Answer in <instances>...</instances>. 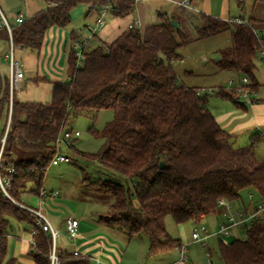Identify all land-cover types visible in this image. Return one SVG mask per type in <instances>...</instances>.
Listing matches in <instances>:
<instances>
[{
	"label": "trees",
	"instance_id": "16d2710c",
	"mask_svg": "<svg viewBox=\"0 0 264 264\" xmlns=\"http://www.w3.org/2000/svg\"><path fill=\"white\" fill-rule=\"evenodd\" d=\"M43 1L48 4L45 9L13 27V50L39 51L49 28L68 27L72 10L81 4L90 7L89 14H100L111 6L110 12L120 18L130 16L135 7V0ZM236 2L242 8L245 0ZM255 2L258 5L264 0ZM202 19L203 25L195 28L194 35L179 22L176 28L172 21L148 26L142 32L129 28L110 45L84 51L82 64L72 47L78 36L72 33L68 80L53 83L49 103L21 102L14 94L10 114V80L1 79L0 117H6V124L0 150L10 116L1 160L3 165H15V174L10 176L11 197L25 205L24 194L39 198L57 154L55 142L70 127V119L79 112L109 109L113 120L100 131L90 129L95 138L104 141L100 151L77 154L98 161L124 183L84 176L83 185L112 198L102 222L128 239L145 235L149 255L163 254L181 244L167 232L169 216L177 224L198 223L218 212L220 199L235 202L245 189L254 190L264 201V163L257 162L250 149L231 147L229 133L207 107L209 95L201 96V88L181 83L174 67L181 59L182 46L229 31L232 44L219 51L217 65L237 78L247 77L251 89L258 90L255 70L261 46L255 32L264 42V20L248 18L249 24H231L205 15ZM258 22L263 23L259 29ZM2 34L10 40L7 29L0 26ZM216 95L234 102L232 90L220 88ZM1 173L6 176L5 167ZM17 203L0 193V264H17L15 258H8L12 219L38 230L31 245L33 262L50 264L51 235L40 230L32 213ZM61 258L62 264H91L89 258L74 254ZM220 258L224 264H264V222L251 225L244 239L228 244L221 241Z\"/></svg>",
	"mask_w": 264,
	"mask_h": 264
},
{
	"label": "crops",
	"instance_id": "0c3cea01",
	"mask_svg": "<svg viewBox=\"0 0 264 264\" xmlns=\"http://www.w3.org/2000/svg\"><path fill=\"white\" fill-rule=\"evenodd\" d=\"M23 1L25 3V8L23 10L24 12L23 11H19L18 13L12 12V16H11V20L13 22L12 24H15V17L18 14H23L25 19H28L36 12L43 10L48 6V4L43 0H23ZM246 1L248 0H245L243 7L241 8L238 7L236 0H195L193 3L194 10H188V11L199 14L196 23L190 22V24L188 23V25L186 26L185 17H183V15H180V12H178L177 11L178 9H176L177 12L173 14L171 18L168 17L167 15L163 16L159 14L161 20H159L158 23H153L147 26H145L144 23L145 26L144 28L151 25H157L165 21H172L173 23L174 21H176L177 23L178 22L180 23V26L182 28L186 29L187 31H189L191 34L194 35L195 28L197 26L203 25L202 15L215 17L222 20H227L231 18L232 9H234V11L237 10L236 7H238V9L241 8L242 10L240 11L242 13H244V10L245 12H247L245 8L247 3ZM232 3L234 4L232 5ZM4 5H5V10L9 11L10 13V11L12 10L8 8L6 3ZM89 9L90 7L88 6V10ZM94 13H96L97 15L90 18ZM248 14L250 15L249 19L254 18L256 20H264V8L260 6L258 7L255 0L253 1V6L249 10ZM98 17H99V13L93 12L89 14L88 12L86 14V21L91 20V22H86L87 24L82 29L80 28L79 31H76V29H67V27L66 28H60L57 26L50 27L45 35L42 48L39 51L31 50L29 48H19L18 57L20 62L23 64V68L22 67L20 68L23 71L24 79L27 78L30 80L32 84H35L36 88H39V92L41 91L42 96L45 98V99L42 98L43 102H38V103H49L52 98L53 83L57 81H65L62 80L58 76V74H55L54 72L53 74H44V73L40 74L42 73L40 67L43 56H47L46 57L47 59L50 55L52 56L53 53L54 56H57V66H56L58 67L57 72L59 68H61V71H63L64 63H66L67 65L66 80H68V55L71 49L70 36L72 33H75L76 36L78 37L83 36L86 33V27L90 25L91 26L95 25ZM141 19L144 21L143 17ZM136 20H137L136 17L128 16L127 18H120V17H116L111 12L107 13L103 18V24L99 27L95 37L89 41V44L93 42L95 44L94 48L100 45H105V46L110 45L121 34L127 31L129 29V25ZM179 23H178V27H179ZM229 37H230L229 46H231L232 44L231 33ZM10 52H11L10 40H7L5 35H0V82L1 79H5V78L10 79V72H11L10 63H9ZM216 55H217L216 61L215 63H212L213 70L216 71L218 69V71L220 72H225L219 69L217 62L220 56L219 53ZM256 66L257 68L255 70V77L257 83L259 84V88L258 90L254 91L252 104L244 105V107H242V106H237L234 102L229 100V104L223 101L221 104V108H219L218 110L215 109L217 108L216 105L218 104L219 101H214L213 103L210 102L208 103V106L210 105L209 108L212 114L215 116L217 122L220 124V126L229 133L230 135L229 143L231 147L234 150L250 149L253 158L257 162L264 163V140L260 135L261 131L264 130V57H260L256 61ZM213 73H209L208 75L211 76ZM190 76H194V74L191 73ZM228 76L229 79H234V80L238 79L239 82L241 80V78H237L235 75H232L230 73H228ZM37 78H46L47 81L36 82L35 79ZM22 82L19 89L15 92L16 99L21 102H37V101L22 100L21 98L22 94H20V90L23 89ZM43 84H47L49 86L48 87L49 91L44 90L42 89L43 87L38 86ZM252 192H253L252 193L253 198L257 200L256 205L259 204L260 202L261 203L264 202L254 190H252ZM59 196H60V192H59ZM59 196L58 198L55 199H47L44 206L42 207V212L45 213V215L51 221L53 226H55L60 232L61 245L58 247V249L61 255L73 254L75 250H79L83 254H87L89 257H98L102 261V264H136V263L137 264L140 263L187 264L186 262L181 261V259L178 258V256L172 252L174 251V249L160 255H149L148 254L149 241L145 235L128 239L124 234L119 232L117 229L107 227L101 220L106 215L101 214L100 210H98L99 209L98 207H92L89 209L85 208L84 210L78 209L77 212L70 211L68 213L66 207L68 206L67 204H69V202H66V199L63 198L60 199ZM32 197L35 196H32L30 194H24L22 196V199L23 201L24 199L26 201H33L31 202V204L29 203L27 204L32 207H38L40 199L39 198L33 199ZM24 203L26 202L24 201ZM230 203H234V202H229V204ZM242 206L243 208L239 210L238 213L248 212L255 208V206H252V204L249 207H246L245 204H243ZM234 207H237L236 209L240 208L236 205ZM82 208L83 207H81V209ZM105 211L108 212L109 210H105ZM218 212L222 214L224 213L223 214L224 216L223 215L222 216L225 218L226 209L224 207L222 208L220 207ZM68 216L76 217L80 221L79 229H78L79 236L72 243H69L65 228V219ZM210 219L211 218L209 217V215H207L204 216L201 221L206 220L207 222H209ZM180 225L182 226L183 224ZM217 226L218 224L215 226V228ZM195 228L196 227H194V229ZM31 229L32 227H30V229H27L24 233V240L22 241V244L20 245L21 247L18 251V253H20L22 256L25 255L28 256V254L31 255V245L29 243ZM211 238H214V236ZM180 240L182 241V238H180ZM207 248H208V255L212 258V251L209 247ZM147 254H148V258L144 259ZM170 255L173 256L171 259H169ZM28 257L33 261L32 255ZM143 260L145 261L143 262ZM90 263L93 264L94 263L93 260L90 259Z\"/></svg>",
	"mask_w": 264,
	"mask_h": 264
},
{
	"label": "rangeland",
	"instance_id": "374dc122",
	"mask_svg": "<svg viewBox=\"0 0 264 264\" xmlns=\"http://www.w3.org/2000/svg\"><path fill=\"white\" fill-rule=\"evenodd\" d=\"M253 1L254 0L246 1L247 3L245 8L247 12H245L244 10V13H242L240 11L242 9L241 8L238 9V7H236L237 8L236 11L232 9L231 18L243 17L245 19H248L250 16L248 12L253 6ZM5 3L7 4L8 8L12 10L10 11V13L9 11L5 10V5H4ZM233 4L234 3H232V5ZM259 6L264 8V3H258V7ZM0 8L5 13L8 20L11 23H13L11 20L12 12L18 13L19 11H23L25 8V3L23 0H0ZM176 9H178L177 11L180 12V15H183V17H185L186 26L188 25V23L189 24L190 22L196 23V21L198 20L199 14L189 12L188 9L185 10V9L177 8L172 3L166 0H141L138 5V11H134L130 15V17H136L137 19L143 17L145 26H147L153 23H158L159 20H161L159 14L163 16L167 15L168 17L171 18V16L177 12ZM88 12L89 10L87 5L81 4L76 8H74L71 12L72 22L67 27V29H76V31H79L80 28L82 29L87 24L86 22H91V20L86 21V14ZM95 15L97 14L96 13L92 14L90 18L94 17ZM256 25L259 29L260 27H262L263 23L258 22ZM229 35L230 32L226 31L209 39L198 40L182 46L179 49L181 59L174 63L175 70L178 74L179 81L181 83H183L184 85L190 88L200 87V88H207L214 90L215 94L209 95L207 100L208 103L219 101L218 104L216 105L217 108L215 110L221 108V104L223 101L229 104V100H223L221 97L217 96L216 94L219 92L220 88H224L228 90L229 89L228 82L230 80H234V79H229L228 73L226 72H220L218 71V69L214 71L212 66L213 65L212 63H215L216 61L217 58L216 54H218L220 50L225 49L229 46V40H230ZM94 45L95 44L91 42L90 44L87 45L85 51L89 52L94 48ZM18 52H19V48H17L13 52V59L14 61L18 62L20 67L23 68V64L20 62L18 57L19 56ZM46 57L47 56H43L42 58L41 67H40L42 73L40 74L43 73L53 74L54 72L55 74H58V76L62 80L66 81L67 79L66 63H64L63 71H61V68H59L57 72V68H58L56 67L57 56H54L53 53V55L52 56L50 55L48 59ZM82 60L83 58L79 59V64H82ZM209 65L211 66V68ZM191 73H193L194 76H190ZM209 73H213V74L209 76L208 75ZM234 81L235 84L239 83L238 79H235ZM22 85H23L22 86L23 89L20 90V94H22L21 96L22 100L43 102L42 98L44 97L42 96L41 91L39 92V88H36V85L32 84L29 79L25 78L24 81L22 82ZM38 86L43 87L42 89L44 90L49 89L48 88L49 86L47 84L38 85ZM208 103H207V107L210 110L209 108L210 105L208 106ZM113 118H114L113 111L108 109V110H101L99 113H96L94 111L79 112L76 115H74L69 121L70 124L69 128L72 129L73 132L78 131L81 134L79 138L73 141L74 149L63 147V152L67 154L71 159H73V162L70 164L68 163L52 164L47 170L46 178L44 182V190L47 193L53 191H59L60 199L63 198L66 199V202H69V204H67L68 206L66 207L68 213L70 211L77 212L78 209L84 210L85 208L89 209L92 207H98L99 208L98 210H100L101 214L107 215L109 212V211L106 212L105 210H109V206H110L109 204L112 202V198L109 197L108 195L95 194L92 191H90L88 188H85L83 185L84 176L89 177V179L91 180L108 179V180L124 183V180L121 176L111 171H106L100 166L98 161L82 158L77 154L79 152H85V153L99 152L104 144V141L102 139L95 138L90 132V129L93 128L95 130L100 131L106 126L108 122L112 121ZM5 124H6V117L5 116L0 117V135L5 127ZM252 193L253 192L251 189H245L244 191H242L241 199L235 201L234 203H230V206L232 207L231 213L238 215L240 213V212L238 213V211L243 208L242 206L243 204H245L246 207H249L251 204L252 206H255L257 200L253 198ZM32 198L37 199L38 197L35 196ZM24 201L26 202V204L27 203L31 204V202H33V201H26L25 199ZM260 204L261 202L256 206ZM235 205L240 208L236 209L237 207H234ZM81 207L83 208L81 209ZM225 213L227 214V211ZM223 214L219 212L216 214H210L209 217L211 219L209 220V222H207L206 220L200 221L198 223L186 222L182 226L180 224H177L171 216L166 218L165 225L168 234L173 239L180 240V238H182V241L180 240V243L181 244L188 243L189 245L185 253L184 262H186L187 264H224L220 258L221 240L214 237L209 239L206 245L202 243L193 242L192 240V231L194 227L205 226L211 232H214L218 229V227L222 223L226 222V216L224 218ZM217 224L218 226L215 228ZM11 225L13 227V231H12L13 236L9 238L8 258L9 259L15 258L17 260V264H34V262L28 257L31 256L30 254H28V256L26 255L22 256L20 253H18L21 247L20 245L24 240V233L27 229H30V226L26 223H19L14 219L11 220ZM231 234L232 235L230 237V241L234 239H244L246 237V230L240 228H234L231 230ZM69 243L72 242L69 241ZM60 245H61V236L58 242V247ZM207 247H209L212 251V258L208 255ZM172 252L176 254L178 258L181 257L177 247L174 248V251ZM172 255L169 256V259L173 257ZM146 258H148V254L144 259ZM144 261L145 260H143V262Z\"/></svg>",
	"mask_w": 264,
	"mask_h": 264
},
{
	"label": "built area",
	"instance_id": "2783aa9c",
	"mask_svg": "<svg viewBox=\"0 0 264 264\" xmlns=\"http://www.w3.org/2000/svg\"><path fill=\"white\" fill-rule=\"evenodd\" d=\"M141 0H135V7L134 11H138V5ZM170 3H172L177 8L181 9H188V10H194V1L195 0H166ZM111 9V6L105 7L102 12L100 13V16L96 20L95 25L93 26H87L86 27V33L78 37L77 39L72 41V47L74 51L76 52V55L81 58L83 57V52L86 50L87 45L89 44V41L95 37L99 27L103 24V17L106 13H109ZM25 21V17L23 14H18L15 17V24H12L5 13L0 8V26L7 29L9 36H10V43H11V53L9 54V60H10V93H11V102H10V114L12 109V100L13 95L15 92L19 89L21 82L24 79V74L22 69L20 68L18 62L14 61L13 59V43H12V29L15 25H21ZM226 21H228L231 24H249L248 19H245L243 17H237V18H229ZM129 28H137L140 32L144 30V21L141 18H138L136 21H134L132 24L129 25ZM259 41V44L261 46L259 55L260 57H264V42L262 40L261 34L255 32ZM250 80L247 77H242L240 82L235 84L234 80H230L228 82V90H232L234 92V102L240 103L244 105H250L253 103V95L254 92L250 87ZM198 94L203 95H214L215 92L213 89H207V88H201L198 89ZM9 123H10V116L6 128V133L4 137L1 139V150H0V193L3 195V197L10 199L11 201L17 203L10 195L9 189L11 187V178L10 176L15 174V165L14 164H8L3 165L2 164V153L3 148L5 145L6 140V134L9 129ZM262 139L264 140V130L260 133ZM81 134L78 131L73 132L72 129L68 128L66 129L56 140L55 142V148L57 150V154L55 158L52 161V164H60V163H72L73 159H71L67 154L63 152L64 148H70L73 145V141L79 138ZM5 167L6 176H2L1 168ZM59 191H53L50 193H47L45 190L41 192V195L39 197V206L38 207H32L25 204L17 203L22 208L26 209L36 219V224L38 228L48 234L51 235L52 238V248L51 252L49 254V260L50 264H62L63 259L61 258V254L58 249V242L60 239V232L59 230L53 226L51 221L48 219V217L45 215V213L42 212V207L44 206L47 199H55L58 198ZM219 207H224L227 211L226 214V222L222 223L218 229L214 232H211L207 227L200 226L196 227L192 231V240L196 243H202L206 244L207 241L211 237H218L223 243L228 244L230 242L231 237V230L234 228H240L244 230H248L251 225H253L256 222H264V202L260 205L256 206L253 210L248 212H240L238 215L231 213L232 208L229 204V202L225 199H220L218 201ZM229 211V213H228ZM79 219L73 216H68L65 219V228H66V234L68 237V240L73 242L75 241L79 236ZM38 236V230L36 228H32L30 231V245H34V239ZM179 252H180V259L181 261L185 260V253L188 248V244H180L177 246ZM75 256H81V257H87L91 260H93V264H102V261L98 257H89L87 254H83L79 250H75L73 252Z\"/></svg>",
	"mask_w": 264,
	"mask_h": 264
},
{
	"label": "water",
	"instance_id": "95a60500",
	"mask_svg": "<svg viewBox=\"0 0 264 264\" xmlns=\"http://www.w3.org/2000/svg\"><path fill=\"white\" fill-rule=\"evenodd\" d=\"M173 24H174V26H175L176 28H178V23H177L176 21H174ZM161 168H165L164 163L161 164Z\"/></svg>",
	"mask_w": 264,
	"mask_h": 264
}]
</instances>
